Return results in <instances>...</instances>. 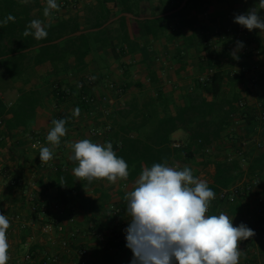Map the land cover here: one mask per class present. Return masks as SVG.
<instances>
[{"label":"trees","instance_id":"16d2710c","mask_svg":"<svg viewBox=\"0 0 264 264\" xmlns=\"http://www.w3.org/2000/svg\"><path fill=\"white\" fill-rule=\"evenodd\" d=\"M183 1L91 0L73 15L49 19L51 13L44 16L45 7L40 0H29L28 3H22V0H0V22L9 14L15 17V21H9L7 25L0 23L2 132L11 138L21 129L30 135L34 134L41 120L39 109L46 108L48 103L60 105L71 101L79 108L80 114L90 116L91 108L82 100L80 90L76 85L68 84L63 77L71 73H83L91 63H97L101 71L108 69V59L100 50L110 51L112 58L120 62L127 56L138 54L147 39H165L169 44L174 43L175 26L191 30L192 33L183 36L185 44L194 43L195 40L206 44L202 60L209 61L212 66L215 54L207 45L208 37L200 34L195 27L201 21L200 17L204 16V19L219 25L226 36L224 50L230 53L234 47L233 39L242 27L234 22L235 15L245 13L258 4V0H189L182 10L166 16L179 8ZM214 3L228 4L231 11L216 17L210 12ZM263 11L259 10L261 17H264ZM192 12L195 14L192 15ZM123 14H132L135 18ZM34 19L43 22L48 33L46 39L23 36L26 26ZM78 32L81 34L76 35ZM181 54L182 50L177 46L174 61L181 62ZM70 60L75 62L72 69L67 65ZM45 64H49L50 69L41 76L39 85L33 84L28 72ZM132 66H125L127 81L122 86L126 90L134 86L142 88L129 74ZM204 73L205 68L201 69V74ZM226 76V71L217 67L207 85L196 78L190 85L168 92L159 86L154 94L141 92L121 106H115V112L106 116L110 129L105 130L101 137L110 142L117 156L128 164L127 180H137L143 168H150L154 163L167 162L174 167L183 162L201 168L215 165L213 183L208 185L215 192V197L221 190L242 181L245 173L242 163H247L248 155L244 152L240 158L230 161L223 159L225 150L222 143L234 140L228 130L238 112L236 103L241 99L234 92L231 96L224 94ZM150 79L152 84L158 83L154 75ZM102 80L105 81L106 77L102 76ZM3 92H14L16 98L7 102L2 96ZM245 115L251 124L255 117L248 113ZM179 131H185L187 138L180 147H174L173 135ZM198 157L201 158L200 162H197ZM263 161L264 154L250 166V174L262 167ZM72 169L67 166L57 168L55 185L67 201L73 197L83 200L85 222L94 224L97 229L110 199L101 184L111 183L106 179L94 180L91 184L86 180L77 182ZM82 182L85 187H82ZM90 192L100 193V197H87Z\"/></svg>","mask_w":264,"mask_h":264},{"label":"crops","instance_id":"0c3cea01","mask_svg":"<svg viewBox=\"0 0 264 264\" xmlns=\"http://www.w3.org/2000/svg\"><path fill=\"white\" fill-rule=\"evenodd\" d=\"M40 1L44 7L47 6V0ZM89 1L91 0H56L59 10H52L49 19H53L55 16L68 17L73 15ZM230 11L231 7L225 3H214L210 7V12L216 17L225 15ZM194 14L195 12H192V15ZM203 17H200L201 21L195 27L199 29L200 34L208 37L207 45L210 46L211 52L215 54L213 56L214 65L212 66L222 68L227 73L223 92L226 96H229L230 90L235 94H239L241 97L239 101L242 100L247 104L248 111L246 114L248 113L253 117L258 105L264 102V31H260L259 29L249 31L245 27H241L238 35L233 39L234 47L231 51L233 52L236 49L237 41L243 42L244 47L236 52V55L239 57L237 60L230 55L231 52H225L223 45L226 39L219 37V32L222 33V30L218 27L219 25L211 23ZM174 31L176 35L174 43L169 44L165 39L161 41L147 39L144 41L138 54L127 56L120 62L112 58L110 51L100 50L107 57L109 68L101 71L99 66L96 65L97 63H91L87 70L83 72L93 73L100 79L101 86L99 89H95L96 95L100 97L106 94V92L109 93L106 89L108 80L104 82L102 76L110 80L118 78L121 80L120 84L124 85L127 79L125 77V70L123 69L132 62L136 63L130 68L129 74L135 82L142 85V88L141 86H134L126 90V94L112 96V103L109 107L111 113L115 112V106L122 105L125 101L141 92L154 94L159 86H162L167 92L179 86H188L194 79L200 78L205 74H201V69L205 68L206 72L211 67L209 61L204 62L202 60L206 44H202L198 40L188 45L185 44L183 36L192 33L189 28L180 29L178 26H175ZM177 46L182 50L181 62H176L173 59ZM247 47H251L249 51H246ZM224 57H226L225 62H223ZM87 61L90 60L88 59ZM67 65L69 69L74 68V60H70ZM49 69L50 65L45 64L31 69L28 72V76L33 84L39 85L41 83V76ZM80 74L71 73L65 75L63 78L68 84H74ZM151 75L156 77L158 80L157 84L151 83ZM239 101L236 103V107ZM56 106L48 103L46 108L39 109L41 120L34 132V134L47 135L50 128L53 127L51 121L56 117V113H61L63 119L66 120L65 127L67 132L64 137H61L60 144L53 147L48 142L45 146L53 149L54 154L50 161L41 163L39 158L40 151L31 148V142L28 140L30 134L23 129L17 131L14 138H11L7 134V139L0 144V159L4 160V162L6 160L19 162L21 164L19 178L24 183V187L19 190L10 188L3 184L2 181L0 183V209L10 222V227L6 233L10 245L9 251L13 253L15 258H23L27 252L25 241L30 238L33 241V247L36 249L35 262L31 264H42L41 260L44 256H52L57 253L62 254L63 252L58 245L46 244L44 240H42L43 244H41L40 239L35 237V227L37 224L39 225L37 233L43 237L41 232L42 222L58 221L65 225L68 232H75L77 234V243L81 247L88 248V264H131L133 253L126 247L125 229L129 225V217L126 214L127 202L124 196L134 188L136 180L118 179L115 183L101 184V188L106 189L110 195L106 212L100 217L99 226L97 227V230L105 236L104 244L89 232L91 225L85 222L83 200L79 197H73L70 201H67L60 195L55 185V181L57 180L55 171L57 168L63 169V167L67 166L72 169L76 165L70 159V156L73 155L71 145L74 142L89 139L93 143H107V140L101 136L97 137L91 134L93 128L102 130L107 127L109 123L106 116L100 112L94 116H88L86 113L75 116L74 110L76 106L71 101L61 103L58 108L60 109L59 112L54 108ZM237 111L232 119L230 130H228L234 136V140L226 141L225 144H222L225 150L223 159H227L228 155L237 158L239 155L237 151L243 149L248 157L247 163L245 162V167L243 168L245 173L241 182L250 181L258 175L261 181L252 192L241 196L234 204L220 201L215 197L209 205L211 211L208 214L206 213V215H219L223 212L232 218L234 226H239L243 223L248 228L254 230V237L239 243V248L244 253L240 257L239 264H264V165L258 167L253 174L249 172V168L253 165V162L264 154V146L256 148L251 143L249 146L242 147L241 142L244 140L257 139L259 137L256 132L257 119L255 118L256 120L254 119L250 124L246 115L243 114L244 112L238 109V107ZM182 136H187L185 131L176 132L173 135V140ZM200 161L201 158L198 157L197 162ZM185 166L192 170L194 177L207 181L208 185L213 183V177L216 172L214 164L201 168L192 163L179 162L174 167L182 170ZM76 180L81 183L79 179L76 178ZM32 181H35L37 184V203L46 209L43 221L39 219L38 215L32 213L30 202L27 200L30 190L27 188V192L25 187ZM82 187H85L83 182ZM86 196L98 199L100 193L93 194V192H90ZM260 199L262 202H260ZM55 205H58L57 209H55ZM113 205L122 211L121 215L117 216L112 212L111 207ZM259 209L263 211L260 213ZM15 215H20L21 219H14ZM71 219L74 222H71ZM19 221H22V223ZM23 222L27 225L25 228H21ZM51 264L76 263H73L71 256L63 255L58 262Z\"/></svg>","mask_w":264,"mask_h":264},{"label":"clouds","instance_id":"9594fccd","mask_svg":"<svg viewBox=\"0 0 264 264\" xmlns=\"http://www.w3.org/2000/svg\"><path fill=\"white\" fill-rule=\"evenodd\" d=\"M29 0H22L28 3ZM52 10H59L56 0H47L43 10L45 17ZM264 0L245 13L236 14L234 22L249 31H264ZM15 21L11 14L0 23L7 25ZM34 36L36 40L47 38L46 27L39 19L32 20L23 36ZM244 47L236 42V49L230 53L239 59L236 52ZM95 79V77H93ZM76 108L74 115L79 116ZM53 127L47 134V141L53 146L60 144L66 135L65 119H53ZM75 162L73 173L80 181L91 184L94 180L106 179L115 183L129 177L128 164L113 151L110 142L93 143L82 139L72 145ZM53 149L42 147L39 158L47 163L53 158ZM127 202L126 214L129 225L125 229L126 247L133 253L131 264H239L244 254L239 243L255 236L254 230L241 223L233 226L232 218L221 212L206 215L215 192L207 181L194 177L192 170L185 166L182 170L165 163H154L143 168L134 188L124 196ZM10 222L0 212V264L10 259L7 230Z\"/></svg>","mask_w":264,"mask_h":264},{"label":"built area","instance_id":"2783aa9c","mask_svg":"<svg viewBox=\"0 0 264 264\" xmlns=\"http://www.w3.org/2000/svg\"><path fill=\"white\" fill-rule=\"evenodd\" d=\"M219 37L222 39H226V36H224L221 32H219ZM251 47H247L246 51H249ZM254 52V51H253ZM216 72V68L214 66L209 67L205 74L199 78L200 82L207 85V83L210 81L211 76ZM95 77V79H93ZM99 78L94 74L89 73H81L76 81L74 82V85L77 86V88L82 93V100L91 108L90 116H94L97 113H102L103 115L107 116L111 112L109 111V107L111 105V99L112 96H119L123 95L125 89L122 85H116L113 82L109 83L107 82L106 87L109 93L106 92L103 96H97L95 89L98 87L99 84ZM110 89V90H109ZM110 92L112 93L110 95ZM69 95V94H68ZM70 97V96H68ZM68 99V98H67ZM238 109L243 111V114H246L247 110V104L244 101H239L237 105ZM257 111L255 112L254 116L257 119V126H256V132L258 133L259 137L257 139H248L241 142L242 147L249 146L251 143L256 148H262L264 146V102H261L258 107L256 108ZM57 119H63V116L60 115L57 117ZM4 128V123L2 119H0V143H3L7 139V135L2 132ZM110 129L109 126H107L104 130H101L99 128H93L91 130V134L93 136H103L104 131ZM47 135H41V134H34L30 135L29 139L31 142V148L37 151H40L42 147H45L48 143L46 139ZM182 144L178 142H174V147H180ZM242 151V152H241ZM240 156L243 155L244 150L237 151ZM232 158H229L227 160H231ZM6 162V163H5ZM4 160L0 159V183L1 181L3 184L9 186L10 188L14 190H19L22 187H24V183L19 178V172L21 170L20 163L13 160ZM264 173V172H263ZM261 178L260 176H256L250 181H245L238 183L230 188L223 189L220 191V193L216 196L217 199L223 202H227L230 204L236 203V201L243 195L252 192L253 189L260 184ZM29 186V187H28ZM27 187H25V190L27 191V188H29V192L27 195V200L30 202L31 205V211L33 214H36L39 216V219L43 221L46 209L41 207L37 203V184L35 181H32L28 184ZM26 192V193H27ZM260 202L262 200L260 199ZM58 208V205H55V209ZM112 212L115 215H121L122 211L115 207L114 205L111 207ZM210 208L208 209V213H210ZM263 210L259 209V212L261 213ZM0 212L1 209H0ZM16 220H20V215H15ZM22 223V221H19ZM71 222H74L73 219H71ZM33 225V223H31ZM27 225L23 222V225L21 228H25ZM234 226V225H233ZM235 227V226H234ZM90 233L94 235L101 243H105V236L98 231L94 226H91L89 228ZM41 232L43 235V240L46 244L50 245H58L63 252L57 253L56 255L52 256H44L41 260L42 264H51L58 262L63 255L71 256L73 259V263L76 264H88L87 256H88V248L81 247L77 243V234L75 232H68L65 225L63 223H60L58 221H48V222H42L41 226ZM25 246L27 247V252L25 253L24 257L21 259H17L14 257L13 253L9 251L10 259L7 261V264H31L35 262V255H36V249L33 247V241L32 239H28L25 241Z\"/></svg>","mask_w":264,"mask_h":264},{"label":"rangeland","instance_id":"374dc122","mask_svg":"<svg viewBox=\"0 0 264 264\" xmlns=\"http://www.w3.org/2000/svg\"><path fill=\"white\" fill-rule=\"evenodd\" d=\"M225 60H226V57H224V60H223V62H225ZM134 64H136V63H134V62H132V63H130V64H128L129 66L130 65H134ZM127 66V65H126ZM126 69V68H125ZM125 69H123V70H125ZM89 74H93V73H89ZM106 80H108V83H109V81L110 82H113L114 84H116V85H123V84H120V81L121 80H119L118 78H114V79H112V80H110V79H106ZM105 80V81H106ZM99 81H100V79H99ZM104 81V80H103ZM104 81V82H105ZM134 81V80H133ZM73 85V84H72ZM101 86V83L99 82V84H98V87L96 88V89H99V87ZM175 86H177V85H175ZM180 87V86H179ZM179 87H177L176 89H178ZM107 89V88H106ZM125 89V88H124ZM110 90V89H109ZM136 91V90H135ZM111 93V92H110ZM136 93V92H135ZM123 94H126V89H125V91H124V93ZM139 95V94H138ZM232 95V91L230 90L229 91V96H231ZM3 98L7 101V102H12V101H14V99L16 98L15 97V93L13 92V93H10V92H3ZM59 106L60 105H57L56 107H54L55 109H56V111L57 112H59L60 111V109H58L59 108ZM121 106V105H120ZM73 110V109H72ZM52 113V112H51ZM57 115H56V117L54 118V119H57V117L58 116H60V115H62L61 113H56ZM51 116H52V114H51ZM73 117V116H72ZM41 135H43V134H41ZM45 135V134H44ZM27 137V136H26ZM186 138H187V136H182L181 138H178V139H176V140H174V142H178V143H180V144H184L185 143V141H186ZM29 141H30V139H28ZM227 142H228V140H227ZM225 143H226V141H225ZM225 143H222V144H225ZM242 152V151H241ZM228 153H231V152H228ZM238 155V154H237ZM2 156V155H1ZM228 158H229V155H228ZM227 158V159H228ZM230 158H232V159H234V158H236V157H233L232 155H230ZM237 158H240V156L238 155L237 156ZM242 167L244 168L245 167V162H243L242 163ZM3 186V185H2ZM88 225H90L88 222H86ZM38 224H37V226L35 227L36 228V232H35V237H38L37 239H40V243L41 244H43V237L42 236H40L39 235V233H37V230H38ZM91 226H94V224H91ZM90 226V227H91ZM34 228V229H35ZM89 232H90V230H89ZM31 235V234H30ZM31 236H34L33 234L31 235Z\"/></svg>","mask_w":264,"mask_h":264},{"label":"water","instance_id":"95a60500","mask_svg":"<svg viewBox=\"0 0 264 264\" xmlns=\"http://www.w3.org/2000/svg\"><path fill=\"white\" fill-rule=\"evenodd\" d=\"M188 1H189V0H184V1L182 2V4L179 6V8L175 9V10L172 11V12L167 13L166 16H169V15L175 14V13L179 12L180 10H182V9L186 6V4H187ZM123 15L126 16V17H129V18H135V16L132 15V14H123ZM123 15H121V16H123ZM119 17H120V16H119ZM119 17H117V18H115V19L109 21L106 25H104V27H106L107 25H109V24L112 23L114 20L118 19ZM80 34H81V32L76 33V35H80ZM63 39H65V38H63ZM63 39H61V40H63ZM61 40H60V41H61ZM60 41H58V42H60Z\"/></svg>","mask_w":264,"mask_h":264}]
</instances>
